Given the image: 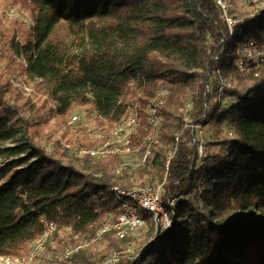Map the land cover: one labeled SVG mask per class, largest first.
<instances>
[{"label":"trees","instance_id":"16d2710c","mask_svg":"<svg viewBox=\"0 0 264 264\" xmlns=\"http://www.w3.org/2000/svg\"><path fill=\"white\" fill-rule=\"evenodd\" d=\"M31 1L38 5L36 25L22 38L19 28L0 30L9 51L3 58L9 66L25 58L56 108L20 102L0 69V258L28 256L53 222L54 238L68 231L74 250L59 264L108 260V251L93 252L95 242L84 246L82 239L111 240L109 230H100L133 200L111 189L134 187L123 181L124 154L80 157L31 136L51 116L84 106L100 118L104 142L137 112L130 145L148 154L133 184L161 187L170 213L178 197L173 216L185 218L123 264H157L167 254L169 264H264V62L249 71L238 64L243 44L264 42V6L237 23L230 38L216 0ZM233 12H240L235 0ZM59 24L84 50L56 39ZM151 110L160 117L155 128ZM206 126L231 131L213 143L217 152L206 143L201 157L196 135ZM139 213L158 232L154 213ZM111 246L119 247L115 240Z\"/></svg>","mask_w":264,"mask_h":264},{"label":"rangeland","instance_id":"374dc122","mask_svg":"<svg viewBox=\"0 0 264 264\" xmlns=\"http://www.w3.org/2000/svg\"><path fill=\"white\" fill-rule=\"evenodd\" d=\"M239 6V16H246L247 14H254L259 8V5L249 0H235ZM37 3L31 0H0V30L1 32H7L13 28H19L18 38H22V35L27 36V33L31 32L36 25V15L38 14ZM56 39L71 46V51H82L85 46L79 44L75 39L74 34H71L66 24H59L57 31L55 32ZM6 36L0 34V69L4 70L5 76L12 82V90L19 96L20 102L30 100L36 105L44 104L46 108H56V104L49 96V89L46 81L36 78L30 74L28 66L23 60L16 59L12 66L7 63V58L3 56L8 55V45ZM191 106V103L188 105ZM74 116H78L74 119ZM36 121L39 117L35 118ZM218 126H206L198 127L196 135V143L200 145H207L209 152H217L220 147L213 145L214 142L222 140L227 135H230V131L222 129ZM229 129V128H228ZM107 132L103 130L100 124V118L94 113L90 112L89 108L79 106L75 108L71 113L60 116L53 115L46 122L40 126H34L31 128V136L35 143L47 147L48 149H55L56 147L70 148L73 152H77L80 149L79 143L87 142L96 145V150H101L104 147V136ZM205 148V147H204ZM205 151V150H204ZM200 152V151H199ZM77 154V153H76ZM80 157H83L77 154ZM142 153L136 151L122 156V161L127 164V169L123 173V181L128 186L139 187V184L133 182L138 177V168L144 166ZM160 189V198L163 194V189L159 186L155 187L153 184L147 181L144 188ZM176 202V200H175ZM166 210V209H165ZM176 209L172 204L171 213L165 211V213L155 214L156 226H160L158 232H155L151 223L144 220V223L133 230L125 229L124 236L119 234L120 230L115 227L117 222V216L115 214L109 215L105 226L111 232V240L103 241L99 239H93L91 241L82 239L84 246L89 245L91 242H95L92 247L93 252L108 251V259L113 255L118 254L119 261L114 264H123L127 259H134L140 256L142 251L152 242L153 238L162 230L168 226H173V223H181L185 218L181 215L175 217ZM160 212V211H159ZM155 227V226H154ZM101 229V230H102ZM101 230L99 235H101ZM105 231V230H104ZM59 238L55 239L51 234L43 239V246L37 247L34 243V255H28L24 257L21 262H15V264H59L65 257L68 250L71 248V240L68 231H60ZM156 233V234H155ZM63 239V241H60ZM115 240L118 243V248L113 249L111 244ZM67 249L63 251V246ZM110 251V252H109ZM125 254V255H123ZM5 258V259H4ZM171 254H167V260H163L157 264H169ZM0 264H7L6 257L0 258Z\"/></svg>","mask_w":264,"mask_h":264},{"label":"bare ground","instance_id":"6f19581e","mask_svg":"<svg viewBox=\"0 0 264 264\" xmlns=\"http://www.w3.org/2000/svg\"><path fill=\"white\" fill-rule=\"evenodd\" d=\"M226 2H227L228 11L233 12V0H226ZM253 2L259 5V8L264 6V0H253ZM251 15L252 14H247L246 16L244 15L241 17H248ZM238 17H240L239 14H238ZM245 21L246 19L241 20V22L243 23H245ZM234 34H235V30H234V26H232V34H230V38H232ZM251 44L252 42L243 44V46L241 47V51L244 49L245 46H249ZM20 60H23L28 66L27 60L25 58H20ZM240 61L241 59L238 61V64L240 63ZM259 62H264V59H260L259 61L254 62L252 66ZM167 92H168L167 89H163L161 90L160 94L164 95ZM126 117H129V118L126 119ZM126 117L120 123H118L114 127V129L110 132L111 137L104 143V147L101 150H96L95 148H91V149L80 148L77 150L76 153L81 156L91 154L93 156L106 157L108 155L115 154L117 152H121L124 155L136 152L134 148L130 145V137H127V136L131 135V133L133 134L136 131L137 124H138L137 112L135 110H132ZM77 118L78 117H74V119H77ZM159 123H160V117L156 114L155 110H151L150 111V124L155 128L156 126H158ZM149 138H150V135H149ZM199 151H200L199 155L202 157L204 155V145L202 144L200 145ZM147 154H148V151L143 155L144 156L143 162H145ZM121 169H122V165L119 167L118 171L120 172ZM111 189L116 192L119 198H124V196H128L133 199L132 201L124 203V209H127L128 211L132 212V214L134 215V219L137 220V222H135L134 225L132 226H126V227H125L124 222H116L115 227H117L120 230L119 234L121 236L125 235V232L122 230L123 228L133 230V229L140 227L144 223V220L139 213V208H143V209L153 212L154 216L155 214L157 216L159 213H165V211L167 210L160 199V189L159 188L158 189L151 188L152 193L155 194V198L157 200V204L159 207L158 209H157V206L148 204L146 198H138L136 194H129V193H125L124 191V190H134V191H141V192H150V187L140 188V187L134 186L132 188H123L119 185H113L111 186ZM175 200H178V198H174L173 200H171L170 202L171 206L172 204H175ZM123 218H124V210L120 214H118L117 221H123ZM55 230H56V225L53 222L47 223V229L45 233L39 238H37L34 242L35 244H37V247L43 246V239L53 234ZM104 230H106V228L102 229L101 232H103ZM73 251L74 250H68V252L66 253V257L71 255ZM29 255L31 256L34 255V246H32V250ZM117 256L118 254L113 255L104 264L117 263ZM23 258L24 257H6V262L7 264H15V262H21Z\"/></svg>","mask_w":264,"mask_h":264},{"label":"built area","instance_id":"2783aa9c","mask_svg":"<svg viewBox=\"0 0 264 264\" xmlns=\"http://www.w3.org/2000/svg\"><path fill=\"white\" fill-rule=\"evenodd\" d=\"M216 1L222 10L223 18L226 20V22L230 27V34H232V26H235L237 23L241 22V20H244L246 17H238L237 13L229 12L226 0H216ZM249 1H253V0H249ZM242 52H243V57L241 58L239 67L243 71H248L251 69L252 64H254V62L259 61L260 59H264V42H262L261 44L252 42L251 45L245 46ZM74 117H78V116H74ZM128 118L129 117H126V119ZM131 135L127 137H130ZM124 191L125 193L136 194L138 198H146L148 204L157 206V209L159 208L157 204V200L155 198V194L152 193L151 191V187H150V192H141L134 190H124ZM117 222H124L126 227V226L134 225V223L137 222V220L134 219V215L132 214V212L128 211L127 209H124L123 221H117ZM118 261H119V256H117V262Z\"/></svg>","mask_w":264,"mask_h":264}]
</instances>
